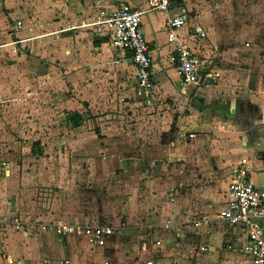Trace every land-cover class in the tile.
<instances>
[{"label":"crops","instance_id":"crops-1","mask_svg":"<svg viewBox=\"0 0 264 264\" xmlns=\"http://www.w3.org/2000/svg\"><path fill=\"white\" fill-rule=\"evenodd\" d=\"M127 1L136 10H147V0ZM174 1L168 14H143L156 88L152 98L140 95L151 102L156 91L162 90L170 103L174 100L180 108L188 106L190 115L184 117L188 120L186 130L176 131L174 141L168 144L162 176H155L157 169L145 168L144 161L132 160L136 173L144 176L138 181L143 190L136 214L140 223L133 229L150 237L143 248L139 245L141 251H148L142 262L251 264L245 252L247 233L221 220L219 214L230 187L231 169L237 164L249 165L253 183L264 192V31L254 24L256 15L250 1L240 0L239 8L235 0ZM102 6L112 8L114 2L59 0L52 9L51 34L55 42L62 44L52 55L59 63L46 66L59 71L71 86V78L79 70L85 76L94 75L93 78L101 70L114 72V76L117 73L121 76L126 70L137 74L131 53L113 49L109 37L97 32L94 23ZM184 12L189 23L178 29L177 34L217 73L219 79L214 85H184L177 75V53L168 42L166 20ZM201 32L206 36L201 37ZM16 42L15 48L20 52L25 45L21 40ZM52 56L49 60H53ZM76 56L82 57V63L75 67L68 65L67 61L75 60ZM132 84L137 90L136 78ZM180 133L186 136L179 137ZM190 133L194 137H189ZM114 161L116 166H123L124 159L116 156ZM0 202H4V196ZM10 209L0 208V264H115V255H110L115 245L113 239L116 236L119 242L132 228L131 217L124 212L122 220L130 221L124 224L123 220L117 227L97 221L96 217L80 221L75 217L68 221L95 219L111 226L114 231L108 235L106 244L98 246L89 243L85 236L61 239L39 224L32 227L28 220L12 217ZM19 220L23 224L16 229ZM258 222L264 228V221ZM119 247L120 243L115 251L120 252ZM99 250L106 251L102 260L96 254Z\"/></svg>","mask_w":264,"mask_h":264},{"label":"rangeland","instance_id":"rangeland-1","mask_svg":"<svg viewBox=\"0 0 264 264\" xmlns=\"http://www.w3.org/2000/svg\"><path fill=\"white\" fill-rule=\"evenodd\" d=\"M58 1L0 0V208L11 207L12 217L31 226L96 217L117 227L125 213L131 222L124 224L132 228L119 242L114 237L110 255L115 264L119 259L142 264L148 251L139 245L143 248L150 237L133 229L140 223L136 214L143 190L138 181L144 176L136 173L132 160L144 161L145 168L162 176L168 144L176 131L186 130L184 117L190 111L185 104L170 103L162 90L146 101L132 84L135 73L128 70L121 76L101 70L95 78L79 70L71 86L46 66L59 63L52 55L62 42H55L50 30ZM239 1L234 2L238 8ZM248 1L254 24L264 31V0ZM16 40L25 45L20 52ZM81 59L67 64L78 66ZM75 112L85 117L80 128L70 122ZM34 143H39L36 151ZM116 156L124 159L121 168ZM119 243L122 254L115 251ZM105 253L96 251L101 260Z\"/></svg>","mask_w":264,"mask_h":264},{"label":"built area","instance_id":"built-area-1","mask_svg":"<svg viewBox=\"0 0 264 264\" xmlns=\"http://www.w3.org/2000/svg\"><path fill=\"white\" fill-rule=\"evenodd\" d=\"M114 6L100 8L94 23L98 33H105L111 46L121 52H129L136 66V87L138 93L152 98L155 93V72L152 67L151 49L143 30V14L158 12L168 14L174 7V0H147V10L140 11L127 0H112ZM189 23L186 12L168 17L166 29L168 42L175 46L177 53L175 69L184 85L210 86L218 82L219 76L210 69L209 62L198 55L190 45L177 34V30ZM201 37L206 33L201 32ZM186 136L180 133L179 137ZM194 137V134H188ZM230 187L223 203L219 218L230 225L239 226L247 233L248 246L245 252L251 264H264V228L258 222L264 221V192L252 181L247 163L235 165L230 172ZM17 222L16 229H20ZM44 230L64 239L70 235L85 236L89 243L103 246L114 229L96 222H68L60 220L45 224ZM161 242H157L160 245ZM146 264H154L153 260Z\"/></svg>","mask_w":264,"mask_h":264},{"label":"trees","instance_id":"trees-1","mask_svg":"<svg viewBox=\"0 0 264 264\" xmlns=\"http://www.w3.org/2000/svg\"><path fill=\"white\" fill-rule=\"evenodd\" d=\"M70 122L72 123V127L73 128H79V127H81L84 124L85 117H84L83 114H81L79 112H75V113H73L71 115ZM96 132L98 134H101V130L100 129H97ZM38 145H39V143H34L33 146H32V150L36 151L38 149Z\"/></svg>","mask_w":264,"mask_h":264}]
</instances>
